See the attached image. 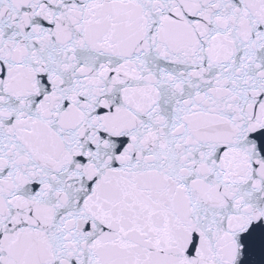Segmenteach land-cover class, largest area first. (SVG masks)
Wrapping results in <instances>:
<instances>
[{"label": "snow or ice", "instance_id": "1", "mask_svg": "<svg viewBox=\"0 0 264 264\" xmlns=\"http://www.w3.org/2000/svg\"><path fill=\"white\" fill-rule=\"evenodd\" d=\"M0 264H264V0H0Z\"/></svg>", "mask_w": 264, "mask_h": 264}]
</instances>
